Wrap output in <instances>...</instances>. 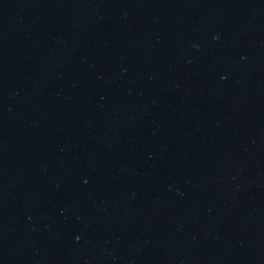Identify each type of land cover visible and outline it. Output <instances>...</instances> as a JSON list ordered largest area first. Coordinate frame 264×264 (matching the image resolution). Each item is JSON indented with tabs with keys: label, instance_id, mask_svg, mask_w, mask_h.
Segmentation results:
<instances>
[{
	"label": "water",
	"instance_id": "water-1",
	"mask_svg": "<svg viewBox=\"0 0 264 264\" xmlns=\"http://www.w3.org/2000/svg\"><path fill=\"white\" fill-rule=\"evenodd\" d=\"M0 264H264V0H0Z\"/></svg>",
	"mask_w": 264,
	"mask_h": 264
}]
</instances>
